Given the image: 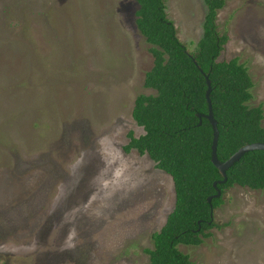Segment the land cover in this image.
Segmentation results:
<instances>
[{
	"label": "rangeland",
	"instance_id": "1",
	"mask_svg": "<svg viewBox=\"0 0 264 264\" xmlns=\"http://www.w3.org/2000/svg\"><path fill=\"white\" fill-rule=\"evenodd\" d=\"M197 48L206 0H167ZM139 0H0V264H146L177 201L173 176L127 152L154 66ZM220 56H239L264 106V0H228ZM264 125V121H263ZM192 264H264V189L235 185Z\"/></svg>",
	"mask_w": 264,
	"mask_h": 264
},
{
	"label": "trees",
	"instance_id": "2",
	"mask_svg": "<svg viewBox=\"0 0 264 264\" xmlns=\"http://www.w3.org/2000/svg\"><path fill=\"white\" fill-rule=\"evenodd\" d=\"M227 1L206 0L204 35L190 51L169 16L168 1L139 0L137 25L154 55L145 85L157 93L137 96L133 116L145 132L131 131L125 149L149 154L157 168L173 176L177 195L166 224L153 234L146 264H192L180 246L200 245L211 235L213 208L222 205L224 193L235 185L264 189V150H253L228 170L227 182L218 184L222 196L209 201L218 192L215 182L224 177L212 160L214 127L205 116L200 124L198 115L209 113L207 75L219 122L220 160L249 143L264 142V106L251 105L256 84L248 65L239 56L220 58L230 37L219 31L217 19Z\"/></svg>",
	"mask_w": 264,
	"mask_h": 264
},
{
	"label": "water",
	"instance_id": "3",
	"mask_svg": "<svg viewBox=\"0 0 264 264\" xmlns=\"http://www.w3.org/2000/svg\"><path fill=\"white\" fill-rule=\"evenodd\" d=\"M197 62V60L195 59ZM207 80H208V91H207V98L209 102V113L208 114H201L199 113V117L201 118L200 124H202V118L205 116L207 117L213 127H214V141H213V155H212V160L213 163L216 165V167L220 170V172L223 175V179L216 181L215 186L218 189V192L215 195H211L209 197V201L212 202L215 197H221L223 192L220 188H218L219 183L227 182L228 181V170L238 161L241 160L243 155L249 151L253 150H264V142H254V143H249L243 147H241L235 154H233L228 160L226 161H221L218 155V146H219V140H220V129H219V122L214 116V110H213V101L211 97V93L213 90L212 82L209 78V75H207ZM214 211L215 208H213V220L210 222V224L214 221Z\"/></svg>",
	"mask_w": 264,
	"mask_h": 264
}]
</instances>
